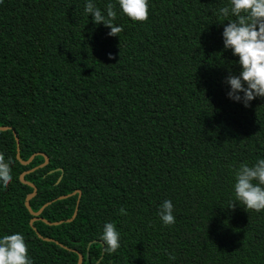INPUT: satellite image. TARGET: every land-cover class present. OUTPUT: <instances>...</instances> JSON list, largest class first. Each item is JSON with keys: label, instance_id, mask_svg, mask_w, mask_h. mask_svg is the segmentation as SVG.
Instances as JSON below:
<instances>
[{"label": "trees", "instance_id": "16d2710c", "mask_svg": "<svg viewBox=\"0 0 264 264\" xmlns=\"http://www.w3.org/2000/svg\"><path fill=\"white\" fill-rule=\"evenodd\" d=\"M93 2L115 5L119 36L87 0L0 3V153L12 162L0 237L22 234L33 264H264V211L229 208L235 170L264 158V98L227 95L241 71L224 48L230 0H149L145 22ZM32 169L31 211L49 203L40 218L62 223L30 226L19 177ZM166 200L172 225L158 215ZM109 222L115 253L100 239Z\"/></svg>", "mask_w": 264, "mask_h": 264}, {"label": "clouds", "instance_id": "9594fccd", "mask_svg": "<svg viewBox=\"0 0 264 264\" xmlns=\"http://www.w3.org/2000/svg\"><path fill=\"white\" fill-rule=\"evenodd\" d=\"M3 0H0L2 3ZM123 14L132 21L145 22L149 18V0H118ZM85 12L91 14L94 23L110 28L109 36H119L122 26H116L114 21L117 13L112 3L106 6V15L93 0H87ZM219 13L235 20L228 21L224 27V48L231 49L239 58L241 71L238 75L230 74L225 83L230 86L227 93L230 99L242 102L245 107L257 97L264 98V0H230V7H222ZM243 93V95H241ZM11 161L0 153V182L7 187L12 181ZM234 195L235 200L229 208H235L236 203L243 204L246 210L264 211V158L254 165L241 164L235 170ZM174 206L171 201L162 203L158 215L165 225L175 223ZM120 213L126 215L124 208ZM107 253H115L120 247V233L114 223H106L100 237ZM170 260L175 256L170 255ZM0 264H33L29 257L28 246L20 233L0 237Z\"/></svg>", "mask_w": 264, "mask_h": 264}, {"label": "water", "instance_id": "95a60500", "mask_svg": "<svg viewBox=\"0 0 264 264\" xmlns=\"http://www.w3.org/2000/svg\"><path fill=\"white\" fill-rule=\"evenodd\" d=\"M8 129H9L8 127H0V131H7ZM13 136H14V139H15V142H16V159H17L21 164H23V165H27V164L33 159L34 155L31 156V157L28 159V161H26V162L21 161V160H20V157H19V140H18L17 136L15 135V133H13ZM43 157H44V163L41 164L40 166H38L39 168L44 167V166L47 165V163H48V158H47L45 155H43ZM34 170H35V169L29 170V171H27V172L21 174L20 177H19L20 182H22V183H24V184H27L28 186H30V187L33 189L32 194H30V195L26 198V200H25V207H26V209L29 211V213L33 216V219L30 220V226L32 227V223L35 222L36 220H42V221H44L45 223H47V224H49V225H58V224H60V223H62V222L48 223V222H46L45 220H43V219L40 218V214H41L42 210H43L46 206H48L49 203L45 204V205H44V206H43L38 212H36V213L32 212L31 209H30V206H29V200H30V199L36 194V188H35V186H34L33 184L24 181V176H25L26 174H28V173L34 171ZM60 179H61V177L58 179L57 183L60 181ZM75 194H78V199H77L76 207H75V210H74V213H73L72 217H71L69 220H67V222H71V221L75 218L76 213H77V206H78V203H79V199H80L81 193H80V191H75V192H73L71 195H75ZM69 196H70V195L59 197L58 200H61V199L67 198V197H69ZM38 236H39V235H38ZM44 240H45V241H48V242L53 241V240H51V239H44ZM55 243L58 244L57 242H55ZM77 264H82V256H81V254H78Z\"/></svg>", "mask_w": 264, "mask_h": 264}]
</instances>
